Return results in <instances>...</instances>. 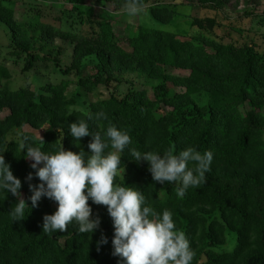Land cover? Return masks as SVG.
<instances>
[{
  "label": "trees",
  "instance_id": "trees-1",
  "mask_svg": "<svg viewBox=\"0 0 264 264\" xmlns=\"http://www.w3.org/2000/svg\"><path fill=\"white\" fill-rule=\"evenodd\" d=\"M95 1L101 8L109 3L117 10L126 2ZM177 1L165 6L159 0H142L148 22L141 14L136 29L126 24L117 32L110 18L100 16L101 8L95 10L86 0H65L76 14L77 30L39 10L19 21L11 2L0 0V24L9 32L11 54H26L31 65L46 60L34 49H54L56 39L68 41L73 45L69 71L77 76L74 82L69 78L47 82L38 94L28 86L9 88L11 72L0 63V155L21 181L20 198L29 206L24 219L13 220L10 210L19 198L0 191V264H121L122 258L113 255L114 230L106 206L89 200L93 215L101 218L90 239L75 223L64 232L45 233L43 216L53 213L57 203L42 197L31 206L29 184L35 186L39 179L27 162L26 146L45 153L55 152L61 144L66 150L89 151L90 136L75 141L68 131L69 123L77 120H87L90 131L102 137L109 123L115 124L129 133V149L142 152L172 149L178 154L190 146L202 153L211 150L206 181L189 188L183 197L177 195L178 185L153 181L148 163L133 160L128 149L121 156L123 175L119 172L114 183L142 192L157 212L173 213L177 229L186 233L195 251L192 264H264V54L252 42L220 40L213 18L191 16V32L184 38L178 30L166 31L164 26L173 25L180 7L198 4L216 10L232 4V0ZM237 4L235 0L233 7ZM89 56L97 58V72L85 74L83 61ZM125 73L165 87L170 83L181 91L167 94L159 87L151 97L141 86L123 97L89 102L86 111L74 107L77 101L68 95L71 84L86 93L113 84L118 93L115 81ZM26 126L33 131L45 128L43 140L24 130L20 139L10 138ZM29 173L31 181L26 179ZM227 230L235 232V246L217 251L215 247L226 243ZM102 234L108 243L98 245Z\"/></svg>",
  "mask_w": 264,
  "mask_h": 264
},
{
  "label": "clouds",
  "instance_id": "clouds-1",
  "mask_svg": "<svg viewBox=\"0 0 264 264\" xmlns=\"http://www.w3.org/2000/svg\"><path fill=\"white\" fill-rule=\"evenodd\" d=\"M145 11L142 0H126L122 14L136 17ZM99 115L107 119L103 113ZM68 131L75 141L90 136L89 151L81 148L74 152L61 144L55 152L45 153L38 147L26 146V157L31 159V168L39 179L35 186L29 184L31 206H37L42 197L57 203L53 213L43 216V231L64 232L75 223L79 232L88 234L90 239L101 224L99 215H93L91 200L93 204L106 206L114 230L113 255L122 258L121 264H192L195 251L186 233L177 229L173 213L167 209L157 212L142 192L116 185L114 181L120 172L121 156L128 149L133 160L148 163L153 181L178 185L177 195L183 197L189 188H197L206 181L212 151L202 153L191 146L178 154L172 149L163 152L129 149L132 143L129 133L112 123L103 137L100 132L90 131L87 120L70 122ZM109 147L113 150L106 151ZM32 178V173L26 177L28 181ZM20 189L21 181L0 155V191L19 198L10 210L13 220L24 219L25 210L29 209L20 198ZM106 243L108 238L102 234L98 245Z\"/></svg>",
  "mask_w": 264,
  "mask_h": 264
},
{
  "label": "rangeland",
  "instance_id": "rangeland-1",
  "mask_svg": "<svg viewBox=\"0 0 264 264\" xmlns=\"http://www.w3.org/2000/svg\"><path fill=\"white\" fill-rule=\"evenodd\" d=\"M11 2L15 11V18L19 21L25 20L39 10L42 16L51 15L62 20V26L68 27L71 24L72 29L78 28L76 14L71 12L70 5L65 0H51L48 3L40 5L34 3V0H6ZM165 6H172L177 0H159ZM87 4L94 5L95 10L101 8L95 0H86ZM178 2V1H177ZM235 0L228 6H222L216 10L202 8L200 5H195L192 8L183 6L179 9V16L175 17L173 25L164 26L166 31L178 30L182 38L186 37V33L191 32L189 26L191 16L201 18H213L217 22L215 33L224 42H234L238 44L254 43L256 47L264 54V0H258L255 5H249L248 0H238L236 7H233ZM100 14L94 17L106 16L111 19L112 24L117 32L124 28L126 24L133 29L137 28L139 16L127 17L123 15V9H113L109 3L100 9ZM141 19L147 23L149 15L143 13ZM147 19V20H146ZM66 21V23H65ZM65 24V25H64ZM52 46H47L43 51L34 49V52L46 56V60H34L31 65H28V60H25L26 54L16 57L10 52L14 46L9 40V32L4 25L0 24V63L5 65L11 72V78L7 81V86L11 89H16L21 86H28L39 94L40 88L47 82L56 83L62 78H69L73 82L77 80L74 72H70L72 43L56 39ZM98 60L95 56H89L83 61V69L85 74L97 72ZM90 71V72H89ZM174 74H184L181 71H170ZM119 92H114L112 87L99 86L95 93H86L75 84H71L68 89V95L76 99L77 103L74 106L79 110L86 111L88 103L98 99H109L110 97H123L133 88L145 87L148 90L149 96L153 97L154 92L161 87L167 94L181 91L180 88L173 87L167 83L166 87L160 85L155 80L147 79L138 76L136 73H125L118 77L117 81ZM114 85H116L114 83ZM116 88V86H114ZM115 93V95H114ZM7 113V112H6ZM4 113V114H6ZM22 130L33 132L40 140L43 136L45 128L33 131L29 127H24L21 130H15L11 133L10 138L20 139ZM27 162L31 166V159ZM123 170H120L122 173ZM226 243L222 246L215 247L217 251H231L236 243V234L231 230L226 232Z\"/></svg>",
  "mask_w": 264,
  "mask_h": 264
}]
</instances>
